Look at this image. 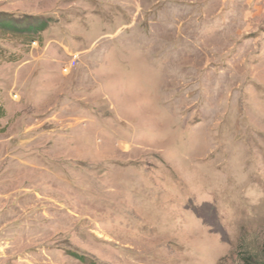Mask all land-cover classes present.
<instances>
[{
  "label": "rangeland",
  "instance_id": "1",
  "mask_svg": "<svg viewBox=\"0 0 264 264\" xmlns=\"http://www.w3.org/2000/svg\"><path fill=\"white\" fill-rule=\"evenodd\" d=\"M8 18L48 27L0 30V264H264V0Z\"/></svg>",
  "mask_w": 264,
  "mask_h": 264
},
{
  "label": "trees",
  "instance_id": "2",
  "mask_svg": "<svg viewBox=\"0 0 264 264\" xmlns=\"http://www.w3.org/2000/svg\"><path fill=\"white\" fill-rule=\"evenodd\" d=\"M48 27V22L41 19L35 18L33 22L23 25L21 20H15L13 18L0 19V30L1 31H12L14 33H31L37 34ZM6 110L0 102V125L1 119L5 116Z\"/></svg>",
  "mask_w": 264,
  "mask_h": 264
},
{
  "label": "built area",
  "instance_id": "3",
  "mask_svg": "<svg viewBox=\"0 0 264 264\" xmlns=\"http://www.w3.org/2000/svg\"><path fill=\"white\" fill-rule=\"evenodd\" d=\"M76 59H77V55H74L73 61H72L74 64L76 63Z\"/></svg>",
  "mask_w": 264,
  "mask_h": 264
}]
</instances>
